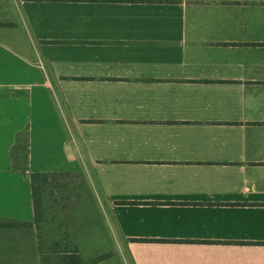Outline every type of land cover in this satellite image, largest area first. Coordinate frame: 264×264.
<instances>
[{"label":"crops","instance_id":"1","mask_svg":"<svg viewBox=\"0 0 264 264\" xmlns=\"http://www.w3.org/2000/svg\"><path fill=\"white\" fill-rule=\"evenodd\" d=\"M62 109L123 264H264V0H0V219L33 237Z\"/></svg>","mask_w":264,"mask_h":264},{"label":"rangeland","instance_id":"2","mask_svg":"<svg viewBox=\"0 0 264 264\" xmlns=\"http://www.w3.org/2000/svg\"><path fill=\"white\" fill-rule=\"evenodd\" d=\"M61 115L66 123L64 172L51 173L50 181L42 174L33 176L38 236L31 235L29 221H12V230L8 220L3 226L0 219V264H123L122 241L91 164L66 110ZM58 203L66 219L65 236L62 231L58 237L44 236L42 214L48 209L56 212Z\"/></svg>","mask_w":264,"mask_h":264}]
</instances>
